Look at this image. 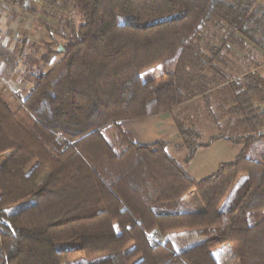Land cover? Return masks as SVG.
Listing matches in <instances>:
<instances>
[{"label":"trees","instance_id":"obj_1","mask_svg":"<svg viewBox=\"0 0 264 264\" xmlns=\"http://www.w3.org/2000/svg\"><path fill=\"white\" fill-rule=\"evenodd\" d=\"M58 4L82 16L78 27L68 18L64 51L47 46L48 69L18 108L0 94V264H264V148L259 161L246 155L264 143V80L249 69L232 81L223 70L229 45L245 52L264 34L257 1L44 6ZM159 65L172 82L146 91L142 76ZM166 113L185 164L219 140L245 150L197 181L166 143L138 144L122 126ZM202 116L221 131L207 142ZM193 194L200 208L182 210L177 202ZM182 233L202 242L178 252L170 236Z\"/></svg>","mask_w":264,"mask_h":264},{"label":"rangeland","instance_id":"obj_2","mask_svg":"<svg viewBox=\"0 0 264 264\" xmlns=\"http://www.w3.org/2000/svg\"><path fill=\"white\" fill-rule=\"evenodd\" d=\"M3 8V9H2ZM0 8V45L8 39L12 43V48H8L11 52V57L4 56L5 62H12L13 58L15 60H21V62L31 63L39 61V59L47 53V48L45 47L44 39L48 37L45 33L46 26H49L52 34L59 36V43L64 44L62 39V34L68 35V18L74 19L75 26L78 27L82 22L81 14L70 6L65 8L63 4H58L56 6H40L31 7L26 6L21 11H16L12 6L8 8ZM45 11L48 14H45ZM36 42V44H34ZM10 43V44H11ZM56 61L53 60L54 64ZM43 66V65H42ZM143 82L146 89H151L155 80H165L166 76L164 74V66L159 65L158 67L146 72L142 76ZM10 93V92H9ZM14 100L8 102L12 108H18L20 103ZM211 125L210 122L202 120L199 124V128L203 133V141L207 142L212 136L221 134V131L216 128H208ZM264 133V130L262 131ZM227 144H220L215 146L210 151H202L197 158L191 164H185V151L178 152L175 158L184 166L186 171L193 178L207 179L213 174H215L221 164L231 163L235 158L240 155L245 147L242 145H235L228 142ZM264 148V143L262 140L255 142L250 148L246 150V155L256 161L261 160L262 152ZM3 159L0 160V167L3 164ZM209 161L208 166L203 168L204 163ZM245 179L242 180V183ZM239 194V187L236 188V193L233 196L235 199ZM197 196L193 194L192 196L186 197L181 201L177 202L182 210L189 212H196L198 210ZM36 204V200H30L11 209V214L16 213L20 210L28 208ZM199 204V202H198ZM170 239L174 243L178 252L194 246L195 244L202 242V240L196 236L194 233H182L173 234ZM81 256L71 255L66 261L73 262L80 259ZM226 264H239L236 260L228 262Z\"/></svg>","mask_w":264,"mask_h":264},{"label":"crops","instance_id":"obj_3","mask_svg":"<svg viewBox=\"0 0 264 264\" xmlns=\"http://www.w3.org/2000/svg\"><path fill=\"white\" fill-rule=\"evenodd\" d=\"M256 1L258 5L257 17L263 19L262 32L264 33V0ZM10 6H12L16 11H21L26 8V6H24L23 8L14 7L12 3L10 4ZM45 33L48 35V37L44 39L45 47L47 48V46L53 44V48L58 52H61L59 51V49L60 47H63L64 44L59 43V36H56L52 33L49 34L47 32V29L45 30ZM255 37L257 41L256 44H253L246 40L248 48L245 52L238 51L234 47L229 45L228 48L232 51L233 54H229L227 52L223 53L225 63L223 70L229 77H231L232 81H238L242 79L245 71L249 69L253 72H257L264 80V50H262L260 47V45L264 47V34L261 35L260 33H257ZM10 43L11 42H9L7 39L0 45V94L10 101H13V97H15L16 101L21 104L22 99L27 97L30 90L34 86L35 75L40 71H46L48 69V66L42 63L40 59L39 61H34L30 64L21 62V60L17 61L14 58L12 62H5L4 56L9 55V57H11V52L9 51V49L12 48V43L14 42H12L11 44ZM34 44H36V42ZM57 59L58 57H56L54 60L57 61ZM170 82H172V78L170 76H166L165 80H155L153 82L154 84H152L151 86L155 88H151L149 90L146 89V91L156 90L158 88L166 86ZM202 120H206L207 122L211 123L208 128L217 129L215 124L205 116L199 118L198 126L202 122ZM122 126L127 132L134 136L138 144L153 145L158 142L166 143L168 145L167 151L173 158H175L178 152L185 151V149L183 148L182 137L176 127L171 113H166L153 119L123 122ZM225 142H228V144L231 143L226 140H219L213 143L210 148L199 150L194 160L202 151H210L215 146H218L220 144H227ZM209 163V161L204 163L203 168H205V166H208ZM193 179L197 181L204 180H198V178ZM196 206L198 209L200 208V205L198 203H196Z\"/></svg>","mask_w":264,"mask_h":264},{"label":"built area","instance_id":"obj_4","mask_svg":"<svg viewBox=\"0 0 264 264\" xmlns=\"http://www.w3.org/2000/svg\"><path fill=\"white\" fill-rule=\"evenodd\" d=\"M48 0H24L25 6H31V7H40L44 6L47 3ZM11 2L9 0H0V7H9ZM153 240L160 239L158 235L151 234L150 235ZM162 242H165L163 239Z\"/></svg>","mask_w":264,"mask_h":264},{"label":"water","instance_id":"obj_5","mask_svg":"<svg viewBox=\"0 0 264 264\" xmlns=\"http://www.w3.org/2000/svg\"><path fill=\"white\" fill-rule=\"evenodd\" d=\"M59 51L63 52L64 51V48L63 47H60Z\"/></svg>","mask_w":264,"mask_h":264}]
</instances>
